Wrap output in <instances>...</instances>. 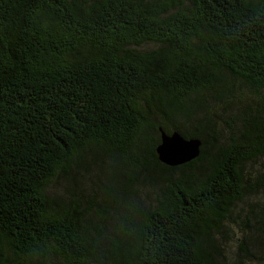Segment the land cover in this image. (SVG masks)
Returning a JSON list of instances; mask_svg holds the SVG:
<instances>
[{
    "label": "trees",
    "instance_id": "16d2710c",
    "mask_svg": "<svg viewBox=\"0 0 264 264\" xmlns=\"http://www.w3.org/2000/svg\"><path fill=\"white\" fill-rule=\"evenodd\" d=\"M159 127L200 155L162 164ZM228 240L264 261V0H0V264H231Z\"/></svg>",
    "mask_w": 264,
    "mask_h": 264
},
{
    "label": "water",
    "instance_id": "95a60500",
    "mask_svg": "<svg viewBox=\"0 0 264 264\" xmlns=\"http://www.w3.org/2000/svg\"><path fill=\"white\" fill-rule=\"evenodd\" d=\"M160 142L155 151L158 160L166 166H180L195 160L201 151L199 138H185L178 131L167 133L159 127Z\"/></svg>",
    "mask_w": 264,
    "mask_h": 264
},
{
    "label": "rangeland",
    "instance_id": "374dc122",
    "mask_svg": "<svg viewBox=\"0 0 264 264\" xmlns=\"http://www.w3.org/2000/svg\"><path fill=\"white\" fill-rule=\"evenodd\" d=\"M149 46H151V45H146L145 48H147ZM54 184L56 186L55 189H57L59 193H62L64 191L65 187H69L66 180H64V179H60L59 182H58V179H55ZM224 244L226 245L224 248V253L227 255V260L229 262H231V264H246L248 262V260H246L244 257H242L240 259L238 257H235L233 255L232 251L228 250V248L233 250V251H235V249H236V247H234V245H233L232 240H228V242L224 243ZM232 259H234V261H232ZM251 264H264V261L260 262V261L255 259L254 261L251 262Z\"/></svg>",
    "mask_w": 264,
    "mask_h": 264
},
{
    "label": "bare ground",
    "instance_id": "6f19581e",
    "mask_svg": "<svg viewBox=\"0 0 264 264\" xmlns=\"http://www.w3.org/2000/svg\"><path fill=\"white\" fill-rule=\"evenodd\" d=\"M240 243V242H239Z\"/></svg>",
    "mask_w": 264,
    "mask_h": 264
}]
</instances>
